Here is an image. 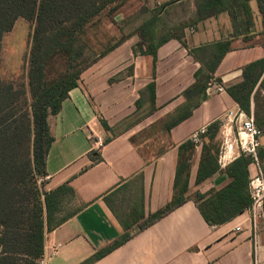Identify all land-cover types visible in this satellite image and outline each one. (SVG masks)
<instances>
[{
    "label": "crops",
    "instance_id": "1",
    "mask_svg": "<svg viewBox=\"0 0 264 264\" xmlns=\"http://www.w3.org/2000/svg\"><path fill=\"white\" fill-rule=\"evenodd\" d=\"M204 1L125 0L106 18L110 25L121 22L120 29L126 30L122 40L90 60L78 86L47 119L53 141L44 190L66 185L71 191L62 195L53 220L58 223L45 232L44 250L50 253L46 264H80L118 241L124 223L162 208L173 195L179 145L239 107L226 91L212 93L187 118L168 128L188 102L183 93L196 83V71L205 69L218 48L229 45L212 74L224 87L239 82L247 64L264 58V28L256 0L248 1L251 25L241 17L240 24H234L226 11L200 20L198 7ZM142 31L145 43L157 46L155 66L151 55L138 52ZM153 80L152 101L147 86ZM260 81L251 96L250 114L264 122ZM98 117L110 130L103 129ZM97 136L103 140L98 148ZM232 137L224 156L218 154L219 169L199 184L202 142L194 146L188 195H209L229 183L225 168L240 156ZM217 139L220 151L221 127ZM260 146L264 153V136ZM258 166L248 165L250 179ZM135 231L134 225L129 240L91 264H264V213L255 233L246 210L222 224L208 225L189 199Z\"/></svg>",
    "mask_w": 264,
    "mask_h": 264
},
{
    "label": "trees",
    "instance_id": "2",
    "mask_svg": "<svg viewBox=\"0 0 264 264\" xmlns=\"http://www.w3.org/2000/svg\"><path fill=\"white\" fill-rule=\"evenodd\" d=\"M248 1L205 0L198 7V18L201 20L226 11L234 24L239 25L241 17L251 25ZM256 1L264 28V0ZM124 2L125 0H0V55L2 38L12 30L18 19L33 23L26 68L21 81L17 85L0 78V264H37V259L43 253L45 232L58 223H54V215L60 211L62 195L71 189L62 185L49 192L44 190L46 160L53 141L47 119L49 115L59 112L62 101L68 97L71 89L78 86L80 74L89 64L81 61L80 45L86 49L85 38L91 34L90 30L96 29L103 18H111ZM144 35V31L140 32L138 52L151 55L155 66L157 46L145 43L147 40ZM121 40L122 37L113 45L104 47L97 56H103ZM228 50L229 45L226 43L213 52V60L204 65L207 74H204L201 67L196 71V83L183 93L188 102L183 111L173 117L168 128L187 118L192 108L206 98L207 80L213 77L215 68ZM58 57L65 59V69L55 79L47 80L46 68ZM259 81L263 85L264 58L247 64L242 69L241 80L224 88L239 108L250 114L251 96ZM147 88L152 92L153 101L154 80ZM253 117L264 136V122L256 114ZM98 121L104 130H110L102 117H98ZM220 125L218 120L206 127V133L202 137L196 184L219 169L217 136ZM107 141L108 139L105 140ZM193 149L194 145L190 140L178 147L171 200L138 221L124 223L125 231L118 241L80 264H91L102 258L133 236L131 229L134 225L135 233L142 231L189 199L194 201L208 225L222 224L246 210L251 202L247 167L255 162L254 158L240 154L225 168L230 178L229 183L209 195L194 193L190 196L188 170ZM256 157L260 169L264 171L261 146L256 150Z\"/></svg>",
    "mask_w": 264,
    "mask_h": 264
},
{
    "label": "built area",
    "instance_id": "3",
    "mask_svg": "<svg viewBox=\"0 0 264 264\" xmlns=\"http://www.w3.org/2000/svg\"><path fill=\"white\" fill-rule=\"evenodd\" d=\"M225 91L224 86L219 83L215 77H210L207 80L205 89L206 95L212 93H222ZM221 134L223 140L221 142L219 156H224L227 144L232 135V139L235 142L236 147L240 154L249 155L254 158L256 164V150L260 146V138L262 133L256 126L254 117L252 114H246L239 107L230 109L227 111L225 119L221 121ZM206 133V127H201L192 133L190 141L194 146H199L202 142V137ZM232 134V135H231ZM94 145L98 148L103 144L101 137H95ZM248 192L251 199L250 205L246 208V211L250 218L251 230L256 232V224L258 220L263 217L264 213V171L258 166L257 174L249 180ZM56 249H53L55 252ZM50 253L43 249L42 255L37 259V264H46L47 258Z\"/></svg>",
    "mask_w": 264,
    "mask_h": 264
},
{
    "label": "rangeland",
    "instance_id": "4",
    "mask_svg": "<svg viewBox=\"0 0 264 264\" xmlns=\"http://www.w3.org/2000/svg\"><path fill=\"white\" fill-rule=\"evenodd\" d=\"M32 22L19 19L14 28L8 32L2 39L1 59H0V78L5 81H11L18 85L21 81L26 68L27 54L29 50V36L31 33ZM110 21L103 18L100 24L91 34L86 36L87 48L80 45L81 61L87 64L104 47H108L120 38L124 29H120L121 22L110 25ZM79 48V49H80ZM66 61L64 58H55L46 68L47 80L55 79L65 69ZM17 88V86H15ZM143 150V149H142Z\"/></svg>",
    "mask_w": 264,
    "mask_h": 264
}]
</instances>
